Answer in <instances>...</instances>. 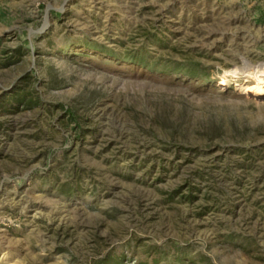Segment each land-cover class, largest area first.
Listing matches in <instances>:
<instances>
[{
  "label": "rangeland",
  "instance_id": "1",
  "mask_svg": "<svg viewBox=\"0 0 264 264\" xmlns=\"http://www.w3.org/2000/svg\"><path fill=\"white\" fill-rule=\"evenodd\" d=\"M264 0H0V264H264Z\"/></svg>",
  "mask_w": 264,
  "mask_h": 264
},
{
  "label": "bare ground",
  "instance_id": "2",
  "mask_svg": "<svg viewBox=\"0 0 264 264\" xmlns=\"http://www.w3.org/2000/svg\"><path fill=\"white\" fill-rule=\"evenodd\" d=\"M252 91H256V92H263L264 91V86L262 83H259L257 85H254L251 87Z\"/></svg>",
  "mask_w": 264,
  "mask_h": 264
}]
</instances>
